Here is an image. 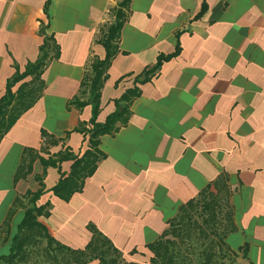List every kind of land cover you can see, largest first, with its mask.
<instances>
[{
    "label": "crops",
    "instance_id": "1",
    "mask_svg": "<svg viewBox=\"0 0 264 264\" xmlns=\"http://www.w3.org/2000/svg\"><path fill=\"white\" fill-rule=\"evenodd\" d=\"M123 1L0 0V99L52 38L39 99L0 141V261L36 205L56 244L80 252L98 238L108 260L152 264L181 209L218 185L236 228L227 248L264 264V0H130L96 119L136 87L128 124L100 137L105 157L79 192L54 193L74 160L45 162L90 150L92 107L72 103L87 100L83 79Z\"/></svg>",
    "mask_w": 264,
    "mask_h": 264
},
{
    "label": "trees",
    "instance_id": "2",
    "mask_svg": "<svg viewBox=\"0 0 264 264\" xmlns=\"http://www.w3.org/2000/svg\"><path fill=\"white\" fill-rule=\"evenodd\" d=\"M130 0H124L114 9L115 21L108 25L107 32L103 31L98 43L104 48V58H94L91 63L92 75H86L82 82V95L89 94L86 101L76 99L72 104L81 108L87 105L92 107V118L90 123L92 128L89 130L90 150L81 157H72L71 155L60 154L59 159L45 162V166L61 163L65 160H74L72 171L66 178L62 177L57 186L53 188L54 193L63 200H69L72 195L79 192L85 180L92 176L99 161L105 154L100 151V137L103 135H114L122 126L128 124L130 111L129 107L133 98L138 95L136 87L127 90L124 95L116 102V110L108 116L105 123L98 124L96 119L100 111L101 90L108 79V70L113 60L119 55V40L121 29L126 21V9ZM52 38L47 39L41 48V56L34 64H29L24 73H16L8 81L6 94L0 99V141L17 123L22 114L30 110L39 99L44 83L42 74L47 67L49 51L52 49ZM178 51L168 57H160L154 68L144 73L148 75L156 73L162 63L175 57ZM59 56V53H56ZM27 77L32 79L29 82L22 83L14 92L15 86ZM217 193L211 191V188L202 192L197 200H193L181 209V212L170 223L169 235H175L176 240L167 245L165 239L153 247L154 257L152 264H175L177 249L181 244L201 241L205 244L203 264H215V257L226 258L227 256L237 258L236 254L227 248L225 238L231 232L235 231L233 212L229 205L228 198L220 196V186L215 185ZM42 193L34 196V201ZM35 203V202H34ZM45 207L34 205L28 208L25 217L18 228V232L13 240L12 251L9 256L1 258L0 264L10 262L15 264H26L30 262L32 248L39 247L42 240H47L46 250L49 255L47 260L50 264H87L89 261L99 260V264H121L119 258L107 259L106 251L101 250L104 242L98 238L89 245L85 251H72L69 248L56 244L55 240L48 234L47 228L39 222V217L47 216L44 212ZM202 218L201 223L196 217ZM223 219V221H222ZM224 220L226 223L224 224ZM220 226L222 230L219 232ZM214 236V237H212ZM171 245V246H170ZM188 247H193L191 244ZM48 248V249H47ZM52 252H49L51 251Z\"/></svg>",
    "mask_w": 264,
    "mask_h": 264
},
{
    "label": "rangeland",
    "instance_id": "3",
    "mask_svg": "<svg viewBox=\"0 0 264 264\" xmlns=\"http://www.w3.org/2000/svg\"><path fill=\"white\" fill-rule=\"evenodd\" d=\"M107 26L104 29L105 32H107L108 30ZM89 75H92V71L89 72ZM84 97H86L85 99H88L89 94H86ZM196 218L201 223L202 218L198 216ZM225 223H226V220H224V224ZM221 230L222 228L220 226L219 232ZM174 239L176 240L177 238H175V235L172 233L171 235H169V237L165 239V241L167 240L168 242L167 245L169 246V243L173 242ZM189 244H191V246L193 247H188ZM46 246H47V240L44 239L42 240V244L39 247L32 248V251L30 253V256L32 257L30 259V262L26 264H50L47 260V256H52L53 253L52 255H49L46 250ZM204 248H205V244L202 243L201 241H196V240H194L193 243L189 242V243H186L185 245L181 244L177 249L178 252H177V256H175V264H203L205 260V256H203L202 251ZM49 252H52V250ZM107 255L112 256L111 254H107ZM214 260H215V264H237V260L231 256H227L226 258H222L218 256V257H215ZM10 262H5L4 264H9ZM15 264H18V263L15 261Z\"/></svg>",
    "mask_w": 264,
    "mask_h": 264
}]
</instances>
